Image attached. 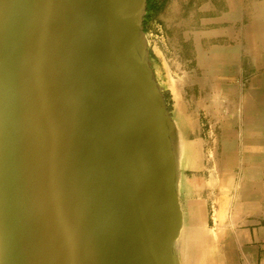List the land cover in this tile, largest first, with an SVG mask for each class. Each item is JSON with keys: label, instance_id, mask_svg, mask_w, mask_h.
Masks as SVG:
<instances>
[{"label": "water", "instance_id": "water-1", "mask_svg": "<svg viewBox=\"0 0 264 264\" xmlns=\"http://www.w3.org/2000/svg\"><path fill=\"white\" fill-rule=\"evenodd\" d=\"M148 0H0V264H181L185 132Z\"/></svg>", "mask_w": 264, "mask_h": 264}, {"label": "rangeland", "instance_id": "rangeland-1", "mask_svg": "<svg viewBox=\"0 0 264 264\" xmlns=\"http://www.w3.org/2000/svg\"><path fill=\"white\" fill-rule=\"evenodd\" d=\"M244 1L250 12L252 5ZM257 1L264 14V0ZM223 3L148 0L143 21L150 61L172 116L192 143L191 153L198 154V166L205 159L218 170L217 156L229 145L239 146L238 157L240 150L241 155L264 150V17L222 24L216 16ZM217 183L212 173L209 185Z\"/></svg>", "mask_w": 264, "mask_h": 264}, {"label": "crops", "instance_id": "crops-1", "mask_svg": "<svg viewBox=\"0 0 264 264\" xmlns=\"http://www.w3.org/2000/svg\"><path fill=\"white\" fill-rule=\"evenodd\" d=\"M224 1L216 16L222 24L235 25L245 16L264 17L257 6L260 1L248 0L254 14L244 8V0ZM185 141L181 264H264V150L254 148L244 155L240 150L238 157L239 146L229 145L220 158L217 156L218 170L209 168L205 159L198 166V154L191 153L187 136ZM212 173L218 182L213 189L209 185ZM189 201L195 203L187 204Z\"/></svg>", "mask_w": 264, "mask_h": 264}, {"label": "trees", "instance_id": "trees-1", "mask_svg": "<svg viewBox=\"0 0 264 264\" xmlns=\"http://www.w3.org/2000/svg\"><path fill=\"white\" fill-rule=\"evenodd\" d=\"M150 3V2H149ZM150 6V5H149Z\"/></svg>", "mask_w": 264, "mask_h": 264}]
</instances>
